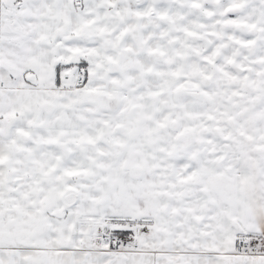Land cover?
<instances>
[{
	"label": "snow or ice",
	"instance_id": "snow-or-ice-1",
	"mask_svg": "<svg viewBox=\"0 0 264 264\" xmlns=\"http://www.w3.org/2000/svg\"><path fill=\"white\" fill-rule=\"evenodd\" d=\"M0 264H264V0H0Z\"/></svg>",
	"mask_w": 264,
	"mask_h": 264
}]
</instances>
